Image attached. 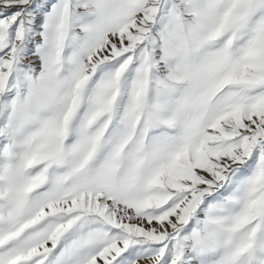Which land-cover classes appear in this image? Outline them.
Masks as SVG:
<instances>
[{"label":"snow or ice","instance_id":"snow-or-ice-1","mask_svg":"<svg viewBox=\"0 0 264 264\" xmlns=\"http://www.w3.org/2000/svg\"><path fill=\"white\" fill-rule=\"evenodd\" d=\"M0 264H264V0H0Z\"/></svg>","mask_w":264,"mask_h":264}]
</instances>
